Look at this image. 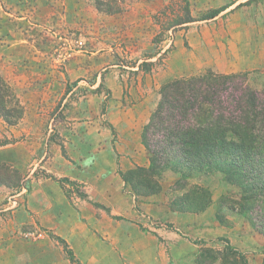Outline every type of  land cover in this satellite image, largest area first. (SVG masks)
<instances>
[{
  "label": "rangeland",
  "instance_id": "obj_1",
  "mask_svg": "<svg viewBox=\"0 0 264 264\" xmlns=\"http://www.w3.org/2000/svg\"><path fill=\"white\" fill-rule=\"evenodd\" d=\"M113 6L0 0V77L22 108L13 124L0 117V264H197L209 249L232 263L226 247L262 264L264 236L220 173L176 191L180 175L166 170L150 195L123 175L149 166L141 131L164 82L211 70L264 89V0ZM186 6L194 21L178 25ZM193 186L208 207L172 208Z\"/></svg>",
  "mask_w": 264,
  "mask_h": 264
},
{
  "label": "trees",
  "instance_id": "obj_2",
  "mask_svg": "<svg viewBox=\"0 0 264 264\" xmlns=\"http://www.w3.org/2000/svg\"><path fill=\"white\" fill-rule=\"evenodd\" d=\"M94 1L102 11H118L113 6L118 0H109L105 6L101 0ZM219 13L213 12L208 19ZM193 21L186 6L177 24ZM142 66L147 64L139 67ZM158 96L141 131L149 166L128 171L123 175L124 182L133 192L150 195L160 190L159 179L166 170L180 175L174 184L176 191L185 189L193 174L220 173L228 184L240 189V213L264 236V89L252 88L244 74L209 70L164 82ZM21 116L19 102L0 77V117L13 124ZM209 204V192L193 186L174 199L172 208L200 212ZM67 253L71 257V252ZM218 254L221 255L211 249L202 250L197 264H216ZM223 255L233 261L227 264H246L244 257L230 247ZM220 262L226 264L223 259Z\"/></svg>",
  "mask_w": 264,
  "mask_h": 264
},
{
  "label": "crops",
  "instance_id": "obj_3",
  "mask_svg": "<svg viewBox=\"0 0 264 264\" xmlns=\"http://www.w3.org/2000/svg\"><path fill=\"white\" fill-rule=\"evenodd\" d=\"M136 138V137H135ZM138 138H136V140H137ZM133 162H136L135 160H133ZM60 220V219H59ZM43 222V221H42ZM63 223H65L64 221H62ZM62 222H56L55 224H57V223H62ZM54 224V223H53ZM67 230L69 231V230H75L76 229V226H75V222H73V223H70V221H68L67 222ZM60 226V225H59ZM58 226V224H57V228L59 229L60 227Z\"/></svg>",
  "mask_w": 264,
  "mask_h": 264
}]
</instances>
